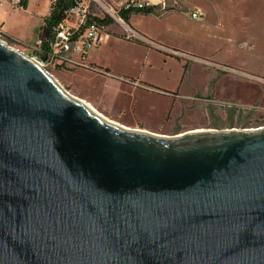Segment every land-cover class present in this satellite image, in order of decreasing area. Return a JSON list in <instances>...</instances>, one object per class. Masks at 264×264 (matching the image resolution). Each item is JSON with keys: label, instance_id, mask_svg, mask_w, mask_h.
Listing matches in <instances>:
<instances>
[{"label": "water", "instance_id": "water-1", "mask_svg": "<svg viewBox=\"0 0 264 264\" xmlns=\"http://www.w3.org/2000/svg\"><path fill=\"white\" fill-rule=\"evenodd\" d=\"M0 264H264V126L129 130L0 39Z\"/></svg>", "mask_w": 264, "mask_h": 264}, {"label": "rangeland", "instance_id": "rangeland-1", "mask_svg": "<svg viewBox=\"0 0 264 264\" xmlns=\"http://www.w3.org/2000/svg\"><path fill=\"white\" fill-rule=\"evenodd\" d=\"M98 1L117 8L131 1L156 6L155 17L167 16L162 24L144 15L134 16L133 21L152 31L174 28V45L194 41L197 54L150 39L152 46L127 41L112 26V40L91 55L111 72L104 75L95 65L92 70L69 63L47 67L69 95L110 122L158 136L264 126V0ZM87 5L101 17L96 2ZM194 9L205 13L203 21L190 20L188 13ZM199 33L204 39L198 38ZM9 45L33 58L30 48ZM157 46L194 55L208 65L191 63ZM181 67L186 68L183 76Z\"/></svg>", "mask_w": 264, "mask_h": 264}, {"label": "built area", "instance_id": "built-area-1", "mask_svg": "<svg viewBox=\"0 0 264 264\" xmlns=\"http://www.w3.org/2000/svg\"><path fill=\"white\" fill-rule=\"evenodd\" d=\"M23 0H0V5L3 2L10 3L13 5H20ZM50 4L51 11L52 6L57 0H48ZM91 1L96 2L98 9L101 12V17H98L90 12V7L87 5ZM149 5V4H146ZM143 4L136 2H126L120 8L114 7L106 2H100L98 0H77L75 5L68 10L67 17L60 22L54 28L55 38L49 45L48 50L42 49V41L38 38L31 47L33 52V58L42 68L47 71V67L53 63H69L79 64L88 69H93L90 64L86 62L88 55L95 51L102 42L110 37V27L116 26L120 29V36L131 42L144 43L146 45L152 46L153 43L137 32L128 24L121 15V9L129 10L132 7H142ZM48 13V14H49ZM190 20L200 22L205 18V13L202 10L194 9L188 13ZM103 18L109 19L111 24L108 26L100 25L97 23H90L84 32L80 33V28L85 26L89 18ZM74 19V22L72 20ZM74 24V25H73ZM76 36V39L73 38ZM3 38L0 34V39ZM2 40V39H1ZM154 47V46H153ZM158 50L173 55L175 57L182 58L194 64L208 65L205 60H202L194 55L181 53L174 50L165 49L163 47L157 46ZM75 56L77 58H75ZM222 71L229 73L228 69L222 68ZM48 72V71H47ZM106 75L108 72L101 71Z\"/></svg>", "mask_w": 264, "mask_h": 264}, {"label": "crops", "instance_id": "crops-1", "mask_svg": "<svg viewBox=\"0 0 264 264\" xmlns=\"http://www.w3.org/2000/svg\"><path fill=\"white\" fill-rule=\"evenodd\" d=\"M111 1V0H110ZM113 1V0H112ZM123 2L116 3L117 5H121ZM50 10V4L48 0H27L26 7L23 8L20 5H13L10 3L3 2L0 5V34L3 36H6L7 38H10L14 42L18 43L19 45H22L24 48L31 49L33 45L35 44L36 40L38 39L39 30L43 22V18H45ZM134 16L132 15L130 18V25L133 29H135L137 32L145 36L146 38L167 44L170 46H175L174 42L176 38V34H173L174 28H170L169 26L165 29H159V30H150L146 26H142L139 23H135L133 21ZM146 16V15H144ZM151 16L154 21H156L157 24H162L163 19H165L167 16H163L161 18H157L154 15H148ZM114 37V36H113ZM119 38V37H115ZM199 39H204V36L202 34H198ZM112 37L110 36L107 40L101 43L103 45L107 41H111ZM101 45L97 48L100 49ZM181 50H185L188 52H192L197 54V49L194 44V41L190 40V44L188 46L183 45L182 47L175 46ZM96 49V50H97ZM95 50V51H96ZM95 51L91 52L86 62L89 64L96 65L100 68L108 69L109 72H111V69L104 65L103 63H97L96 61H93L91 59L92 53H95ZM181 66V65H180ZM182 76L184 75V69H182ZM193 69L188 71V73L191 75ZM214 76V74H213ZM215 77V76H214Z\"/></svg>", "mask_w": 264, "mask_h": 264}, {"label": "trees", "instance_id": "trees-1", "mask_svg": "<svg viewBox=\"0 0 264 264\" xmlns=\"http://www.w3.org/2000/svg\"><path fill=\"white\" fill-rule=\"evenodd\" d=\"M75 1L77 0H57L56 3L52 6L50 13L45 18H43V22L40 27L39 35H38V38L42 41L43 50L49 49V45L52 43V41L55 38L54 28L67 17V12L75 5ZM26 3L27 0H23L20 3V6L25 8ZM156 9L157 7L154 5L143 4L142 7H132L129 10L121 9V15L124 18V20L128 24H130V18L132 15H146V16L157 15ZM90 23H97L100 25L108 26L111 24V21L109 19L90 17L89 20H87L86 25L80 28L79 30L80 33L84 32V30ZM2 37L4 40L9 42V44L19 45L18 43L14 42L13 40L7 38L4 35ZM73 39L75 40L76 36ZM90 67H94V65L90 64ZM100 69L104 70L105 72H109L108 69H104V68H100ZM185 72H186V68H184V73Z\"/></svg>", "mask_w": 264, "mask_h": 264}, {"label": "bare ground", "instance_id": "bare-ground-1", "mask_svg": "<svg viewBox=\"0 0 264 264\" xmlns=\"http://www.w3.org/2000/svg\"><path fill=\"white\" fill-rule=\"evenodd\" d=\"M51 76V75H50ZM52 77V76H51ZM53 78V77H52ZM54 79V78H53ZM55 80V79H54ZM88 105V104H87ZM89 106V105H88ZM91 108V107H90ZM196 132H201V130H199V131H196Z\"/></svg>", "mask_w": 264, "mask_h": 264}]
</instances>
